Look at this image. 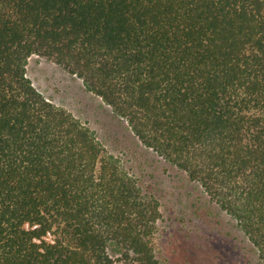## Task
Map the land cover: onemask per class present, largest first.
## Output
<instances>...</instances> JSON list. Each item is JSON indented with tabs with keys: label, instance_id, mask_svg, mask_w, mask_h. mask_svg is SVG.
<instances>
[{
	"label": "trees",
	"instance_id": "trees-1",
	"mask_svg": "<svg viewBox=\"0 0 264 264\" xmlns=\"http://www.w3.org/2000/svg\"><path fill=\"white\" fill-rule=\"evenodd\" d=\"M35 56L199 185L264 264V0H0V264H161L155 188L35 88Z\"/></svg>",
	"mask_w": 264,
	"mask_h": 264
},
{
	"label": "rangeland",
	"instance_id": "rangeland-1",
	"mask_svg": "<svg viewBox=\"0 0 264 264\" xmlns=\"http://www.w3.org/2000/svg\"><path fill=\"white\" fill-rule=\"evenodd\" d=\"M28 77L51 102L89 126L132 172L144 173L160 199L157 236L161 264H261L236 221L212 204L201 187L146 150L122 118L88 92L78 77L35 56Z\"/></svg>",
	"mask_w": 264,
	"mask_h": 264
}]
</instances>
